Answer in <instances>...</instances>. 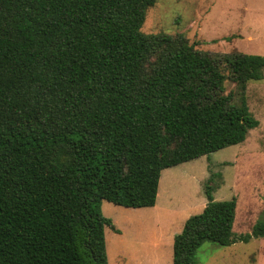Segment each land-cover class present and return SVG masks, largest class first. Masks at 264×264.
Here are the masks:
<instances>
[{
    "label": "trees",
    "instance_id": "trees-1",
    "mask_svg": "<svg viewBox=\"0 0 264 264\" xmlns=\"http://www.w3.org/2000/svg\"><path fill=\"white\" fill-rule=\"evenodd\" d=\"M157 0H0V264H108L103 200L156 204L162 171L244 141L264 55L142 31ZM230 79L234 91H223ZM175 234L172 264L235 234L237 198Z\"/></svg>",
    "mask_w": 264,
    "mask_h": 264
},
{
    "label": "rangeland",
    "instance_id": "rangeland-1",
    "mask_svg": "<svg viewBox=\"0 0 264 264\" xmlns=\"http://www.w3.org/2000/svg\"><path fill=\"white\" fill-rule=\"evenodd\" d=\"M142 31L182 33L197 49L212 53L264 55V0H157L147 9ZM235 89L227 79L218 93ZM246 97L259 126L240 143L164 169L157 211L102 201V213L120 230L105 227L108 264H172L174 236L190 216L203 210L210 178L216 200L237 198L235 234L251 233L264 219V79L249 81ZM157 237L160 247L154 243ZM253 238L238 241V261L249 262L244 250L256 256L264 245L261 237ZM227 252L220 244L205 241L196 259L199 264H223L221 257Z\"/></svg>",
    "mask_w": 264,
    "mask_h": 264
},
{
    "label": "crops",
    "instance_id": "crops-1",
    "mask_svg": "<svg viewBox=\"0 0 264 264\" xmlns=\"http://www.w3.org/2000/svg\"><path fill=\"white\" fill-rule=\"evenodd\" d=\"M204 202L205 203H203V205H202L203 207L206 205L207 201H204ZM158 206H159V196H157V201H156V204L154 206L143 207V208L150 209L151 211H153V210L157 211L158 208H159ZM233 229H234V227H233ZM237 235H239V234H237ZM261 239H264V238L261 237ZM154 243L156 244V247H158V246L160 247L161 246V239L157 237V239L155 240ZM237 244H238V242H235V243H233L231 245H221V246H223L225 248V250L226 249L228 250V252L226 254H223V256L221 257V261L223 262V264H264V245H260L258 247V250L256 252V256L253 255L252 253H249V251H245L244 250V252L247 253V256L250 257V261L249 262L247 261L246 263H243L241 261H238V259H237V255H238L237 254V250H238L237 249L238 248Z\"/></svg>",
    "mask_w": 264,
    "mask_h": 264
}]
</instances>
